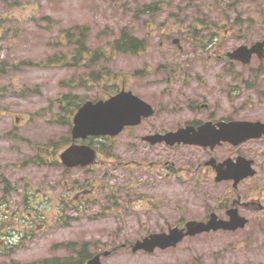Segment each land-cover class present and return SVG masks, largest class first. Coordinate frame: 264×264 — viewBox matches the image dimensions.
Segmentation results:
<instances>
[{"label": "flooded vegetation", "instance_id": "af4514ba", "mask_svg": "<svg viewBox=\"0 0 264 264\" xmlns=\"http://www.w3.org/2000/svg\"><path fill=\"white\" fill-rule=\"evenodd\" d=\"M230 1L233 2L203 0L209 12L193 5L191 9L196 16H191V22V17L182 16L184 25L189 22L188 31L178 32L184 39L175 42L178 51L173 54V58L178 59L177 54L185 51L183 44L186 43L192 58L183 62L185 64L179 69V63L169 61L157 62L153 67V87H163V90L153 95V117L143 123L148 130H132L128 142L123 143L130 150L139 146L152 149L150 161L137 166L126 164L132 170L138 167L147 174L140 176V181L134 185L133 180L125 178L126 185L118 194L108 195L105 186L100 184H92L90 190H83L81 180H76L72 187L75 209H79L78 203L87 206L94 203L104 210L106 217L114 219L118 216L120 222H115L119 227L111 241L80 243L79 246L86 250L84 256L80 255V264H88L98 254L102 255L103 264L112 261L123 264L119 259L126 256H130L135 264L144 261H147L145 264H264L257 256L247 260L246 254L259 253L260 246L251 249L252 243L256 242L246 239V242H225L226 236L233 234L235 237L236 232L220 230L185 236L175 242H151L147 249L134 250L151 234L188 231L190 222H207L213 213L220 220H230V212L236 210L249 221L244 232L247 239L251 235L247 233L256 230L263 221L255 216L264 215V190L261 186L255 187L252 177L240 183L235 180L224 184L217 182V172L226 169V164L234 165L246 159L255 165L259 156L252 152L251 146L260 144L264 148V48L255 44L264 42V37L252 44L228 46L229 40L236 38L235 32L223 30V27L219 30L217 16L223 17L222 25L232 21L230 10L237 9ZM249 3L258 7L253 10L248 6L247 9H251L259 21L254 16L243 23L235 18L236 27L245 31H251L248 26L264 29V4L261 0H249ZM195 25L197 28H193ZM171 37L175 38L170 34L161 37L163 41L157 47L161 52L170 44ZM239 46H247L252 51H239ZM20 131L18 128H0V143L27 144L37 153L27 161L31 165L39 164L44 160L39 156L42 151L31 146L30 139ZM145 135L153 136L152 145L143 141ZM254 135L261 137L252 138ZM12 148L10 145L9 150ZM4 156L7 154L0 153V158ZM23 183H26L25 179ZM26 187L24 194L2 191L4 197L13 195L12 199H17L0 208L21 225L0 230V234L11 242H36L39 233L46 231L44 225L50 224L42 221L43 213L40 212L45 208L43 205H47L45 195L30 191L35 198L32 199L28 194L29 184ZM49 198L54 202L56 197L49 195ZM199 198H204L208 205L204 216L193 215L191 210L197 202L192 199ZM52 224L55 227L56 220ZM136 230L140 233L132 238ZM120 232L125 236L118 239ZM206 236H219L221 241L204 242ZM90 248L98 250L89 251ZM237 252L242 255L240 258L236 256Z\"/></svg>", "mask_w": 264, "mask_h": 264}, {"label": "rangeland", "instance_id": "374dc122", "mask_svg": "<svg viewBox=\"0 0 264 264\" xmlns=\"http://www.w3.org/2000/svg\"><path fill=\"white\" fill-rule=\"evenodd\" d=\"M247 1L249 0H233L236 4L235 7L232 1L229 2L237 10H230L232 21L227 22V24L222 25L220 20H223V17L217 16L219 30H222L223 27V30H234L235 32L236 38L229 40L228 46L236 43L237 45L252 44V42L262 40L264 37V29L258 26H248L251 31L236 27L235 18L243 23L248 18L254 19L253 16L255 17L252 10L247 9V7L251 6L253 10L258 9V7L252 3L247 4ZM261 2L264 4V0ZM6 3L0 1V62H5L16 68L14 71L12 70V73L0 77V86L7 89V93H4L0 98V112L6 115L4 118L0 116V128L13 126V121L9 115L22 113L20 115L26 119V122L20 127V132L40 150L47 146L52 154L48 157V160L51 161L54 160V157L59 160L58 150L61 152L67 147L65 146L66 143H62V139L68 137L71 130L70 125L65 122L67 120L71 122L72 114L70 111H63L60 107V102L64 96L76 95L82 97L83 100L105 98L108 91H117L118 84L123 82L128 84L127 80L132 78L135 81L131 85L128 84V88L133 93L139 94L149 104H153V95L160 94L163 90V87H153V75L151 73L154 65L157 62L169 61L179 63L177 65V69H179L185 64L183 62H189L192 58L190 51H188L189 45H185L186 43L183 44L185 51L177 54L178 59L173 58V54L178 51L173 44L166 45L165 50L161 52L157 48L160 41H163L159 34L161 32L174 34L180 30L188 31L186 27L192 21L191 16H196L195 11L191 9L193 5L209 12L203 0H162L154 13L153 7L151 11L147 7L141 11L140 15L137 14V11L141 5L146 6V3L153 5V1L9 0ZM9 4L11 5L8 6ZM178 16L181 19L183 17L191 18L181 27L183 23H179L175 18ZM201 19L208 20L203 17ZM159 24L160 26H158ZM78 26L89 28L86 46L87 50L91 52L86 54L84 59L89 61L90 55L100 51L101 55L96 58L99 62L97 70L103 76H108L104 78L102 83H91V81L86 80L89 72L85 64L76 68L64 66L62 61L49 64V60L56 56L66 60H74L77 49L76 46L67 42L66 32ZM152 26L153 37L151 34ZM193 28H197V25ZM121 33L129 34L139 40H145L147 49L136 53H112L110 44L118 40ZM180 36L183 35L177 37L182 38ZM79 37L76 35L74 39ZM185 58H188L187 61ZM79 78H83L87 82L84 84L75 82L73 86L70 81H79ZM13 83L15 86L12 88ZM147 128L141 127L139 130H148ZM50 142L54 143V146L59 142L55 148V153L51 150L52 145H48ZM10 145L13 146L12 150H9ZM108 146V154L102 157L92 174L82 171L77 172L76 175L75 173L71 174V172L68 175H63L60 168L49 170L44 166L31 165L27 158L34 156L36 152L27 144L1 141L0 147L4 150L0 149V153H6L7 156L0 158V178L7 179L15 187H21L23 179L29 180L31 187H35H32V190L35 191H38L40 183L47 181L43 187L50 192H52L50 186L55 187L54 184L61 180V196L68 192L67 188H69L70 182H74L75 179L90 178L91 182L96 181V183L104 185L106 192L118 194L120 189L126 185L125 178L133 180L134 185L135 182L140 181V176L147 174L145 170L138 167L132 170L126 164L134 161L133 157L137 160L135 166L142 164L141 162H146V160L150 161L153 158V151L146 146H139L135 151H131L123 146L120 141L112 142ZM251 150L259 156V166L264 169L263 146L260 145L258 148L251 146ZM48 153L46 155H49ZM259 180L264 184V176ZM1 194L2 187L0 186ZM203 200L205 199L199 198L195 207L191 206L193 215H201L200 202ZM83 212L90 216L88 223L84 221V218H79L80 220L73 223L71 228H69L71 223L66 227L62 226L60 239L64 241L71 238L73 241L83 240L87 242L111 241L109 235L119 227L115 223L118 216H115L114 219L109 216H105V218L99 216V219H96L95 209L92 207ZM66 215L73 217L70 211H67ZM118 223H120L119 220ZM255 228L256 230L248 239L243 236V239H233L228 242H246L245 239L249 242H256L252 243L251 249L260 246L259 253L255 255L252 251V253L246 254L247 260L257 256L259 261L264 263V225ZM136 231L132 238L138 237L137 234L140 231ZM124 236L123 232H120L117 238L120 239ZM52 247L51 242L31 243L24 248L15 249L11 253V257L1 258L0 264L12 262L22 264L24 261L36 257L43 258L47 255H53L55 250ZM56 251H58L57 255H70L67 250L61 247ZM91 251L96 252L97 250L91 249ZM236 254L239 258L242 256L239 252ZM119 261L123 264H135L130 256L119 259ZM110 263L114 264V261ZM145 263L147 261L142 262V264ZM225 264H235V262Z\"/></svg>", "mask_w": 264, "mask_h": 264}, {"label": "water", "instance_id": "95a60500", "mask_svg": "<svg viewBox=\"0 0 264 264\" xmlns=\"http://www.w3.org/2000/svg\"><path fill=\"white\" fill-rule=\"evenodd\" d=\"M150 112L151 109L145 103L131 95H121L97 104L89 102L75 116L73 135L74 138H86L89 135H116L125 125L136 124L141 119V115L148 116ZM76 151L79 152V149L72 147L63 154L66 164L71 165L68 158L78 155ZM209 229L205 228V230Z\"/></svg>", "mask_w": 264, "mask_h": 264}, {"label": "trees", "instance_id": "16d2710c", "mask_svg": "<svg viewBox=\"0 0 264 264\" xmlns=\"http://www.w3.org/2000/svg\"><path fill=\"white\" fill-rule=\"evenodd\" d=\"M80 31H82V30H80ZM71 33H72V31H71ZM71 33H69V32L67 33L66 40L69 43H72L73 44L74 40L72 39L73 38V35ZM123 41L124 40H121V41L116 42V44H115V46L113 48L115 50H121L122 49V46H120V44ZM77 43H79L78 46L80 47V50L84 48V46L82 45L83 44L82 40L78 41ZM127 46H129L132 49H137V47H133L131 44H127ZM57 58H58L57 60H56V57L53 58V59H50L49 60V64H54V63H58V62H61L62 61V63L65 64L66 66H73V65H77L79 63V61H77L78 56H76L74 58V60H72V61L71 60H63L62 58L60 59L59 57H57ZM64 101L69 106H74L75 105V100L74 99H71L70 96H67ZM70 111L72 113L73 109H70Z\"/></svg>", "mask_w": 264, "mask_h": 264}]
</instances>
